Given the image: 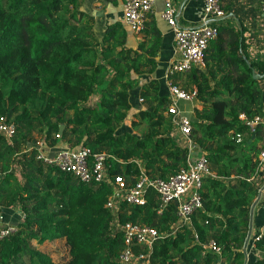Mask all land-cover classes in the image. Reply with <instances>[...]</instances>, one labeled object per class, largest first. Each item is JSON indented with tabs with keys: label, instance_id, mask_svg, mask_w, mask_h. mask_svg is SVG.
<instances>
[{
	"label": "trees",
	"instance_id": "obj_1",
	"mask_svg": "<svg viewBox=\"0 0 264 264\" xmlns=\"http://www.w3.org/2000/svg\"><path fill=\"white\" fill-rule=\"evenodd\" d=\"M84 1L0 0V117L16 124L11 140L0 132V215L12 206L25 214L18 231L0 239V264H114L124 247L123 232L106 206L113 183L85 182L45 163L38 158L40 141L107 152L109 177L121 174L129 183L140 173L137 161L149 175L163 178L186 166L188 148L174 133L171 99L161 92L159 79L142 78L157 68L162 34L155 19L147 16L144 39L133 48L123 21L108 24L98 38ZM244 56L242 29L221 23L207 47L205 66L169 75L174 84L197 91L192 138L216 176L204 178L203 207L193 213L191 225L175 233L176 202L159 211L154 190L144 204H121L120 222L148 224L163 234L148 264H244L264 146V124L251 133L240 116L264 117V77L254 78L253 72L264 74V62L247 57L250 65ZM135 97L140 105L133 103ZM133 109L129 127L125 121ZM141 125V133L133 129ZM16 171L23 182L14 192ZM260 208L264 211L261 201ZM56 239L65 240L67 260L56 262L34 242ZM211 239L221 253L206 246ZM250 241L260 256L251 258V246L247 264H264V236ZM134 248L148 253L146 247Z\"/></svg>",
	"mask_w": 264,
	"mask_h": 264
},
{
	"label": "built area",
	"instance_id": "obj_2",
	"mask_svg": "<svg viewBox=\"0 0 264 264\" xmlns=\"http://www.w3.org/2000/svg\"><path fill=\"white\" fill-rule=\"evenodd\" d=\"M156 0H124V23L134 33L140 34L145 27L148 14L154 11ZM164 8L162 17L174 30V48L176 57L172 60L167 76V86L171 104L169 112L174 123V131L182 145L188 148L186 166L167 178L154 177L149 175L143 164L137 161L140 173L135 182L129 183L126 178L118 174L114 179L109 177V166L107 158L111 155L107 152L94 153L89 146L80 144L77 146L55 145L52 148L45 141L39 142L38 158L52 166L58 167L62 171L70 172L85 182L95 181L102 183L110 181L113 183L114 192L108 197L106 206L115 216L113 224L119 227L124 236V247L120 252L118 261L114 264H148L150 253L154 243L163 234L157 228L148 224H138L131 221L122 223L118 220V210L122 203L132 205L144 204L147 200L149 190H154L161 202V208L172 202H176L178 220L171 229L175 233L183 225H191L193 213L202 208L204 198L202 194L203 181L206 176H216L211 169L210 162L204 149L192 138L193 119L184 113L179 107V101H194L196 90H185L174 84L170 79V74L187 73L195 66L205 64V54L212 39L217 37L221 20L227 16L226 10L222 6L223 0H203V19L199 24L185 26L179 21V7L176 0H163ZM264 14V3L261 6ZM249 126V131L255 132L257 125L264 124V117L256 115L248 118L245 114L240 115ZM0 132L9 140L16 133V124L13 120H8L5 116L0 117ZM234 133V131L232 130ZM57 136H60L58 134ZM237 141L243 140V135L236 133ZM259 169L258 176L264 173V146L258 155ZM261 192L260 201L264 207V178L259 188ZM21 220L25 217L23 211L17 208ZM18 231L17 224L10 223L3 214L0 215V239L12 235ZM264 236V221L258 232L254 235V240H259ZM135 246L146 247V252H136ZM206 246L217 253H221V247L214 239H211Z\"/></svg>",
	"mask_w": 264,
	"mask_h": 264
},
{
	"label": "crops",
	"instance_id": "obj_3",
	"mask_svg": "<svg viewBox=\"0 0 264 264\" xmlns=\"http://www.w3.org/2000/svg\"><path fill=\"white\" fill-rule=\"evenodd\" d=\"M224 0V6L231 5V10L227 11V16L223 22L228 21L239 29H242V38L246 44L247 57L252 62H264V14L261 12V6L264 0ZM179 7L178 17L182 25L190 26L199 24L203 17V0H176ZM83 8L95 17V31L98 38H101L104 32V28L111 23L116 21H123L124 16V0H85L83 3ZM164 8L163 0H156L154 4V11L148 16L155 19L158 28L161 30L162 43L160 50L155 57L157 61V68L154 72H146L142 75L143 80L156 78L161 81L162 88L161 92L169 95L167 86V76L168 69L172 60L176 57L174 48V30L167 23V21L162 17V10ZM148 18V17H147ZM128 30V45L136 48L140 41L144 39L142 33L137 34L130 30V28L124 23ZM250 61V62H251ZM204 65L200 67H204ZM136 93V92H134ZM139 101H135L138 104L141 103L140 97ZM195 106L200 107L198 101H179V107L184 110V113L192 115L194 113ZM143 125L139 126L142 127ZM138 133V129L135 130ZM175 133V131H174ZM176 135V133H175ZM176 138L179 140L178 136ZM181 143V141L179 140ZM64 141H61L58 145H65ZM182 144V143H181ZM39 146V144H38ZM262 177L259 176L262 181L264 178V173H261ZM18 206H12L7 210H3V214L7 221L10 223L17 224L21 220L20 214H17ZM256 221V232L260 229L263 223L264 211L260 208L257 211ZM263 217V218H262ZM261 218V219H260ZM250 256L253 255L257 257L259 252H257L252 247L250 248Z\"/></svg>",
	"mask_w": 264,
	"mask_h": 264
},
{
	"label": "rangeland",
	"instance_id": "obj_4",
	"mask_svg": "<svg viewBox=\"0 0 264 264\" xmlns=\"http://www.w3.org/2000/svg\"><path fill=\"white\" fill-rule=\"evenodd\" d=\"M223 20H225V18ZM223 20H221L220 24L221 23H225V22H223ZM226 22H228V21H226ZM136 100L139 101L138 97H136ZM94 101H95V99L92 100V102H94ZM139 105H140V103H139ZM134 110L135 109H133L130 112L128 119L125 121V124L127 126H129V125L132 126L131 122H132V120L134 118V112H135ZM144 127L145 126L143 125L142 127L138 126L137 128H133V129L134 130L138 129V131L141 130L140 132H142L144 130ZM49 147L52 148L53 146H49ZM16 175L18 177V180L16 182V187L14 188L15 189L14 192L19 191V188H20L19 184H20V182H23L22 176L17 171H16ZM254 213H255L254 214L255 220L253 219V232H252L251 239L252 238L254 239V235L256 233V214H257V210L256 209H255ZM34 242L39 248H41L42 250H44L46 252H49L56 262L67 260L70 257L69 249H68L67 245L65 244V240L64 239L50 240V241H45L44 243H37L36 241H34ZM251 246H252V244H251V241H250L249 244H248V250H249V248ZM252 248L254 249V246H252ZM258 254H260V253H258Z\"/></svg>",
	"mask_w": 264,
	"mask_h": 264
},
{
	"label": "water",
	"instance_id": "obj_5",
	"mask_svg": "<svg viewBox=\"0 0 264 264\" xmlns=\"http://www.w3.org/2000/svg\"><path fill=\"white\" fill-rule=\"evenodd\" d=\"M246 61L248 62V64L251 65V62L249 61V59L244 56ZM254 72V78H259V77H264V74H259L256 72L255 69H253ZM64 125L61 126L60 132H62ZM261 192L259 191L258 196L256 197V199L254 200L252 206H251V211H250V222H249V229H248V234L243 246V251L245 253V261L244 264H247L249 261V253H248V244L251 240L252 237V232H253V219H254V211L256 209L257 204L260 202V197H261Z\"/></svg>",
	"mask_w": 264,
	"mask_h": 264
}]
</instances>
